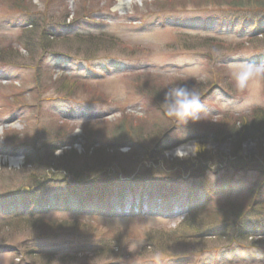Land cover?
Masks as SVG:
<instances>
[{"label": "rangeland", "instance_id": "374dc122", "mask_svg": "<svg viewBox=\"0 0 264 264\" xmlns=\"http://www.w3.org/2000/svg\"><path fill=\"white\" fill-rule=\"evenodd\" d=\"M47 1L48 4H45L46 0L38 4L34 0L36 7L29 8L24 3L21 6L25 8L20 9L16 0H0V193L6 194L21 185H28L27 176L34 168L26 165L27 160L46 161L49 157L48 151L34 149L40 147L33 145L36 133H51L55 125L60 123L71 127L62 137L67 139V144L72 142V145L59 149L57 153L74 150L77 157L86 153L85 160L93 164L96 160L92 153L97 149L101 151L100 158L111 162L109 167L116 170L121 181L125 180L123 183L137 175L150 179L155 174L159 175L158 179H178L177 183L185 192L171 193L175 194L171 196L175 201L174 206L159 203L147 206L151 209L149 215H139L138 210L134 213V206L137 208L142 198L150 197L148 191L140 192L138 189L111 191L102 198L97 193L87 196L63 192L59 190L60 184L52 183L41 188L32 201L7 200L9 196L0 194V217L38 207L37 202L50 194L54 210L62 212L65 208H71L68 209L71 213H62L58 217L79 218L77 216L81 215L90 226V230L84 233L59 232L53 237L42 239H26L23 228L6 229L5 233L12 234L7 235L5 242H0V264H56L61 256L71 257L72 261L68 264H264V205L252 208L243 217L242 222L249 226V233L242 237L236 234L233 244L227 240L213 239L202 246L189 240L185 244L162 247L158 251H149L145 247V237L151 227L166 232L174 231L183 219L184 207L206 199L215 188L230 189L238 202L245 201L246 193L243 190L258 194L263 190L258 201L264 204V186L260 175L264 174V168L257 161L258 146L254 141L243 144L241 160L230 156L225 158L228 147L222 141L206 146L212 150V154L218 155L214 157L215 162L200 166L198 163L201 162L195 160V150L198 149V141L195 140L200 138L199 135L204 136L203 130L209 122L212 128L213 123L215 125L217 120L225 116L236 117L252 108H264V79L257 77L247 89L240 91L235 87L232 76L239 65L264 64V37L258 36V41L252 42L251 48L246 47L239 52L221 51L211 45H200L195 49L173 45L178 30L196 37H214L219 34L226 41L242 38L249 34L252 24L255 29L264 30V14L232 15L231 12L222 13L211 8L152 14L143 7L145 0H91L90 5L97 11L94 19L88 14L74 23L72 14L64 21L60 19L66 8L73 12L72 3L75 0ZM135 6L139 9L136 13ZM25 9L27 13L23 12ZM47 17H52L57 23L44 25L48 22ZM235 18L249 21L251 25L248 22L245 30H241V25L232 26L226 22ZM31 23H36L33 32H29ZM42 32L53 35L57 42L52 44L53 40L50 39L51 42L42 43ZM243 32L245 34L242 35ZM101 33L114 35L122 44L105 41L77 45L74 42L78 39L71 38L77 35L83 39L89 34ZM67 35H70L68 41H63ZM207 58L216 70L225 67L223 71L230 78L223 82V77H218L215 86L204 90L201 97L204 110L200 114V121L190 122L184 127H180L176 121L175 126L165 132L158 147L169 150L158 155L156 149H152V155L151 151L148 152V158L149 155L151 159L156 157L152 161L144 157L145 154H138L139 150L132 153L129 143L122 145L112 142L109 134H105L112 130L110 128L101 131L103 134L99 138L102 142L99 145L86 149L88 143L82 136V123L96 121L104 126V122L109 121L117 124V120L125 113L133 117L140 116L142 112L147 116H158L156 109L149 106V100L133 89L135 78L121 77L123 71L151 70L162 72L171 79L179 76L196 80L202 79L207 68H210ZM37 67L41 68L43 75L48 73L54 79L62 75L74 77L80 83L92 85L97 94H105L93 98L82 91H75L72 96H66L57 94L47 85L42 89L43 101L35 110L30 106L16 109L8 101L12 94L25 95L19 99L20 105L38 103L29 92L34 88ZM221 125L216 124V128L227 127ZM14 130L19 135L11 136L10 141L3 139L5 132ZM85 160L80 158L74 161L79 164ZM202 167L206 169L203 174L200 173ZM124 173L128 178L124 177ZM99 179L105 180L103 177ZM249 189L252 190L247 191ZM189 190L193 191L190 196L187 194ZM155 197L157 195L152 199ZM83 199H86L85 202H79ZM62 200L67 202L63 203ZM169 209H173L176 214H169V217ZM158 210L161 213L153 214ZM103 230L110 232V238L101 235ZM234 232L239 233L237 228ZM105 242V249L102 250L101 244ZM92 247L101 249V252L90 254ZM191 252L198 254L195 255L197 259L189 255Z\"/></svg>", "mask_w": 264, "mask_h": 264}, {"label": "trees", "instance_id": "16d2710c", "mask_svg": "<svg viewBox=\"0 0 264 264\" xmlns=\"http://www.w3.org/2000/svg\"><path fill=\"white\" fill-rule=\"evenodd\" d=\"M8 1L13 2V0ZM16 1L17 5L20 6V9L25 8L21 6L24 3L29 8L36 7V5L33 3L34 0ZM90 1L91 0L73 1V12H70L66 8L65 14L60 20H66L71 14L72 21L74 23L78 21V18H83L88 14H90L89 17L91 19H94L95 13L97 11L93 5H90ZM37 2L40 4L43 2V0H37ZM45 4H48L47 0ZM143 7L152 14L183 12L188 9L204 10L209 8L219 10L222 13L231 12L232 15L240 13L264 14V0H145ZM138 11V7L135 6L134 12L136 13ZM23 12L27 13L26 9ZM47 18L48 19L46 21L48 22H43L44 25L57 23V21H55L52 17ZM237 21V18L231 21L226 20V22L232 26H235ZM35 27L36 23L32 24L31 30H29V32H33V30L35 31ZM46 32L41 33V42L48 43L51 42L50 39H52V44H55L57 42L56 39L53 37V35L51 36L50 34H47L48 32ZM177 32L179 33L176 36L177 40L174 42V46H183L187 49H195L200 45H211L218 50H224L227 52H239L244 50L246 47H248L246 49H249L252 47V42L258 41V36L264 37V30L256 31L255 35L258 36L249 35L242 38L238 37L234 40L227 39V41L223 40L219 34L214 37H196V35H192L191 33L180 30ZM78 37L79 36L77 35L71 36V38L75 40L78 39L74 42L77 45L92 42L99 44V42L103 43L105 41H111L115 44H122L121 41L114 35L111 36L110 34L106 33L87 35L83 39ZM68 38L69 37H65L63 41H68ZM207 62L210 63L208 58ZM209 67L210 68H207L204 77L202 79L196 80L182 79L179 76L178 78L174 76L171 79L162 72H153L151 70H138L132 71L131 73H126L123 71L121 77L132 76L135 78L136 81L134 82L133 89L138 91L137 93L139 95L144 96L149 100V106L156 109L158 116H147V114L144 115L142 112L140 116L138 115L133 117L132 114L125 113L119 118V120H117V124L111 123L109 121L104 122V126L97 124L96 121L82 123V136L85 142L88 143V148L86 149H91L95 145H99L102 142V140L99 138L102 137L100 135L103 134L101 131L110 128L112 130L105 132V134H109L111 141L121 143L122 145L129 143L130 151H132V153H135V150H139L140 152H137L138 154H145L144 157L148 158L149 151H151V155L153 154L152 149H156L158 155L169 150V148H163L162 150L160 147H158L159 142L162 140L165 132L173 128L176 124V121L167 117L160 107V104L164 98V94L170 88L184 85L198 92L201 98L203 96L204 90L215 86L216 78L223 77V82L230 78V75L223 71L225 70V67H220L219 70H216L217 68L213 66L212 62L209 64ZM46 72H49V70ZM72 78L62 75L61 77L54 79L48 73L43 75L41 73V68L37 67L33 79L34 88H31L29 92L34 96L38 103L35 105H20L19 99H23L25 97L24 94L20 96L12 94V97H10L8 101L10 102L11 106L15 107L16 109H20V107L28 108L30 106L35 110L37 105H40V102L42 103L43 101L42 89L47 85L53 88L57 94H65L66 96H72L74 93H76L75 91H82L84 95L93 98L104 96V92H99L97 94L92 85L88 83L84 84V82L80 83L77 81V79H74V77ZM105 78L106 77H103V79ZM139 80H142V82ZM91 88H93V90H91ZM216 124L227 125V127H219L220 129H217ZM216 124L214 125L213 123L211 128L209 122V124L203 130L205 137L203 135V137L199 135L198 137L200 138L195 140L198 141V149L195 150V160H199L198 162H201L198 163L200 166H204L206 163H212V161L215 162L214 157L218 156L216 154H212L211 149L206 148V146L210 144L217 143L218 141L224 142V145L228 147V155H226L225 158L230 156L231 158L241 160L243 144L246 141H254L258 146V154L256 156L258 158L257 161L264 168V108H252V110L249 112L236 117L228 115L223 117V119L217 120ZM70 130L71 127L60 123L55 125L51 133L48 131L36 133V138H34L35 140L33 141V145L40 147H32L36 150L41 149L46 150V152L48 151L49 153L47 154L49 157L46 159V161L39 159H33L31 161L27 160L26 165H31L34 168L31 174L27 176L29 177L28 185H21L11 192L0 194H3L2 196H9L7 200L27 199L32 201L35 199L37 192L41 188L52 183L60 184L61 187L59 190H62L63 192L87 194V196L92 193H97L100 194V197L102 198H104L105 194L111 191L121 190V188H123L122 186H126L124 188L132 191L136 189H139L140 191L147 190L149 192L165 191L166 194L177 191V189H182L177 183L179 181L178 179H169L164 177L158 179L159 175L155 174H153L152 178L150 179H145L141 175H137L131 181H126V183H123L125 180L121 181L118 177V174L115 173L116 170L114 171L109 167L111 162H105L100 158L101 151L97 149H94V152L92 153V156L96 160L93 161V164H89L88 161L85 160L86 153L80 157L75 155L74 150H65L57 153L59 149L72 145V142L67 144V142H65L67 139L62 137L64 136L62 134L68 133ZM8 133L10 135H8ZM17 135H19V132L16 130L5 132L3 139L10 141L11 136ZM70 140L73 141V139ZM80 158L85 161L75 164L76 162L74 160H78ZM148 159H151L150 155ZM155 159L156 157H153L151 160L154 161ZM257 161L256 163H258ZM203 171H206V169L204 167L200 168V173ZM260 175L263 181L262 186H264V174L260 173ZM100 177L105 178V180L99 181ZM124 177L128 178L126 173H124ZM251 190L252 189H249L247 191ZM244 191L245 190L242 192L246 194L244 196L245 201L243 200V202H238V200L236 201L231 194L230 189L220 190L215 195L209 196L208 203L189 209L187 214L178 223L174 231L166 232L164 230L151 227L145 237V247H147L149 251H158L161 250L162 247L164 248L176 244H185L189 240L195 241L196 243L201 244V246L205 242L212 241L213 239L227 240L229 244L235 243L234 237H236V234L239 237H242L243 235H247L249 233V226L245 225V222H242L243 217L249 213L252 208L254 209L255 207H263L264 205L258 201V196L261 195L263 190H261L259 194L258 192L252 193ZM192 192V190L187 191L189 195H191ZM84 200L86 199L81 201ZM51 201L52 198L49 194L38 201L39 204L42 203V211L38 210L37 208H32L25 210L21 214L0 217V242H5L7 240V235L12 234V232L5 233V230L12 228H23V236L26 239H42L53 237L59 232L63 233L76 231L84 233L90 230V228H88L90 227L88 226L89 224L86 223L84 220L85 218H83L84 216H77L79 218L58 217L61 216L62 213H71V211L68 210L71 208H65V210L62 212H56L54 208L51 209V207H48V209L45 210L46 207L43 204L47 202L51 203ZM167 202H169L168 199ZM240 221L242 223H240ZM236 228L238 229L239 233L234 232ZM96 229L97 228H95V230ZM109 233V231L103 230L101 235H103L104 238H110ZM105 244L106 242L101 244L100 248L102 250L105 249ZM101 249H95L92 247L89 253L97 254V252H101ZM202 252L203 251H201L200 254H202ZM184 255L185 254L181 256ZM189 255L192 258L197 259L195 255L198 254L191 252ZM70 261H72L71 257L69 258L66 256H61L59 259H57L56 264H68Z\"/></svg>", "mask_w": 264, "mask_h": 264}, {"label": "clouds", "instance_id": "9594fccd", "mask_svg": "<svg viewBox=\"0 0 264 264\" xmlns=\"http://www.w3.org/2000/svg\"><path fill=\"white\" fill-rule=\"evenodd\" d=\"M232 76L235 87L244 91L253 79L257 77L264 79V64L239 65L233 71ZM160 107L167 117L179 122L180 127L190 122L200 121V114L204 110L198 92L184 85L175 86L166 91Z\"/></svg>", "mask_w": 264, "mask_h": 264}, {"label": "bare ground", "instance_id": "6f19581e", "mask_svg": "<svg viewBox=\"0 0 264 264\" xmlns=\"http://www.w3.org/2000/svg\"><path fill=\"white\" fill-rule=\"evenodd\" d=\"M12 162H14V164H16V163H17V161H12Z\"/></svg>", "mask_w": 264, "mask_h": 264}]
</instances>
